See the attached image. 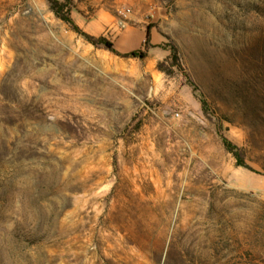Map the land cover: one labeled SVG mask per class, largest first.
Returning a JSON list of instances; mask_svg holds the SVG:
<instances>
[{
	"label": "rangeland",
	"instance_id": "374dc122",
	"mask_svg": "<svg viewBox=\"0 0 264 264\" xmlns=\"http://www.w3.org/2000/svg\"><path fill=\"white\" fill-rule=\"evenodd\" d=\"M74 1L151 46L0 0V264H264V0Z\"/></svg>",
	"mask_w": 264,
	"mask_h": 264
},
{
	"label": "trees",
	"instance_id": "16d2710c",
	"mask_svg": "<svg viewBox=\"0 0 264 264\" xmlns=\"http://www.w3.org/2000/svg\"><path fill=\"white\" fill-rule=\"evenodd\" d=\"M50 4L51 9L54 11L57 17L66 22L72 30H74L79 35H82L88 42L92 43L96 47H104L111 52H114L122 57H134V58H145L148 54V48L151 46V30L152 27L149 25L146 28L145 41L141 49L132 50L126 53H120L115 49L113 41L108 39L104 35L95 36L86 31H84L73 19L72 10L75 8L74 0H47ZM175 50V49H173ZM177 59V54L174 55ZM206 104V101H203V105ZM221 139L225 149L231 153L235 159L237 166H241L247 169L250 167L247 165L244 155L243 148L236 145L232 140H230L224 134H221Z\"/></svg>",
	"mask_w": 264,
	"mask_h": 264
},
{
	"label": "crops",
	"instance_id": "0c3cea01",
	"mask_svg": "<svg viewBox=\"0 0 264 264\" xmlns=\"http://www.w3.org/2000/svg\"><path fill=\"white\" fill-rule=\"evenodd\" d=\"M81 26H85L87 30L94 35H102L108 26L111 25V20L108 17H97L95 21L78 22ZM91 28H96L99 32H94ZM264 191V188L262 189Z\"/></svg>",
	"mask_w": 264,
	"mask_h": 264
},
{
	"label": "built area",
	"instance_id": "2783aa9c",
	"mask_svg": "<svg viewBox=\"0 0 264 264\" xmlns=\"http://www.w3.org/2000/svg\"><path fill=\"white\" fill-rule=\"evenodd\" d=\"M130 12V10L128 11H124V10H121L120 13L124 16H127V14Z\"/></svg>",
	"mask_w": 264,
	"mask_h": 264
}]
</instances>
